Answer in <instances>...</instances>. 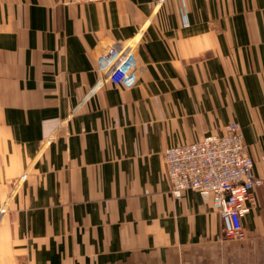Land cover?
I'll use <instances>...</instances> for the list:
<instances>
[{
	"label": "crops",
	"instance_id": "0c3cea01",
	"mask_svg": "<svg viewBox=\"0 0 264 264\" xmlns=\"http://www.w3.org/2000/svg\"><path fill=\"white\" fill-rule=\"evenodd\" d=\"M114 42L133 86L98 70ZM232 121L264 178V0H0V264H264V186L234 239L166 175Z\"/></svg>",
	"mask_w": 264,
	"mask_h": 264
},
{
	"label": "built area",
	"instance_id": "2783aa9c",
	"mask_svg": "<svg viewBox=\"0 0 264 264\" xmlns=\"http://www.w3.org/2000/svg\"><path fill=\"white\" fill-rule=\"evenodd\" d=\"M97 62L101 74L115 85L133 86L140 77L135 43L107 44L97 53ZM164 163L174 196L180 198L188 188L199 189L220 213L224 234L234 239L245 237L243 218L253 209V190L264 186V178L255 174L254 161L245 150L237 122H229L221 131L208 133L201 140L168 147Z\"/></svg>",
	"mask_w": 264,
	"mask_h": 264
}]
</instances>
